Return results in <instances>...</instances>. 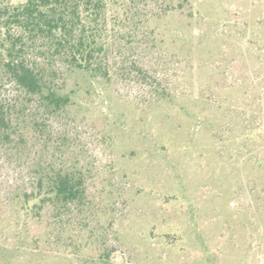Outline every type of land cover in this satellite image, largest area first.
I'll return each mask as SVG.
<instances>
[{
    "label": "rangeland",
    "instance_id": "374dc122",
    "mask_svg": "<svg viewBox=\"0 0 264 264\" xmlns=\"http://www.w3.org/2000/svg\"><path fill=\"white\" fill-rule=\"evenodd\" d=\"M171 1L141 4L151 37L125 73L71 82L79 104L49 131L91 170L90 207L60 236L51 210L26 211L29 148L8 155L0 137V264H104L111 249L114 264H264V0H190L192 16Z\"/></svg>",
    "mask_w": 264,
    "mask_h": 264
},
{
    "label": "trees",
    "instance_id": "16d2710c",
    "mask_svg": "<svg viewBox=\"0 0 264 264\" xmlns=\"http://www.w3.org/2000/svg\"><path fill=\"white\" fill-rule=\"evenodd\" d=\"M117 1L0 0V137L8 155L21 156L27 147L33 155L36 186L25 193L26 211L39 219L51 210L52 235L65 232L59 227L64 213L90 207L91 170L78 159L69 163L63 138L49 131L79 104L80 86L71 82H112L151 37L154 18L141 8L149 0H122L121 7ZM166 8L192 16L190 0ZM115 253L105 251L104 264H114Z\"/></svg>",
    "mask_w": 264,
    "mask_h": 264
}]
</instances>
